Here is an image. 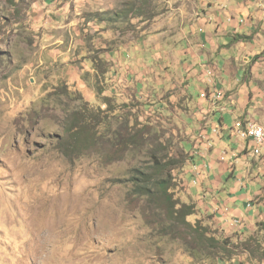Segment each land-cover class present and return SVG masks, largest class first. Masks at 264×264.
Masks as SVG:
<instances>
[{"label":"rangeland","instance_id":"obj_1","mask_svg":"<svg viewBox=\"0 0 264 264\" xmlns=\"http://www.w3.org/2000/svg\"><path fill=\"white\" fill-rule=\"evenodd\" d=\"M160 2L114 0L105 12L89 10L81 22L85 33L66 34L62 51L35 46L33 34L23 31L0 47V264H264V223L240 233L222 230L211 214L188 217L228 240L208 247L192 238L195 227L163 221L160 212L155 222L168 225L155 229L142 213L145 202L129 201L135 174L155 159L185 158L173 171L176 197L194 202L196 143L170 112L144 108L137 99L111 98L107 106L103 80L79 56L99 57L95 42L101 45L104 28L117 41L135 37ZM86 102L111 110L101 116L96 147L71 160L62 151L69 144L66 127ZM137 132V147L118 145Z\"/></svg>","mask_w":264,"mask_h":264},{"label":"crops","instance_id":"obj_2","mask_svg":"<svg viewBox=\"0 0 264 264\" xmlns=\"http://www.w3.org/2000/svg\"><path fill=\"white\" fill-rule=\"evenodd\" d=\"M113 1L0 0L8 6H0V47L23 31L35 46L62 51L66 34L85 33V12H105ZM159 1L161 10L140 23L135 37L117 41L104 28L101 45L95 42L99 57L79 59L103 80L104 98L137 99L179 116L196 143L190 186L199 210L214 215L222 230L255 231L264 223V150L255 154L239 132L251 123L264 128V0Z\"/></svg>","mask_w":264,"mask_h":264},{"label":"trees","instance_id":"obj_3","mask_svg":"<svg viewBox=\"0 0 264 264\" xmlns=\"http://www.w3.org/2000/svg\"><path fill=\"white\" fill-rule=\"evenodd\" d=\"M248 36H237L234 40H249ZM105 104L111 105V98H105ZM83 111L74 113L70 124L66 127L69 144L63 145V153L71 160L74 156L79 157L85 152L93 149L102 139L99 130V121L102 120L104 112L109 113L110 108L103 111L90 107L88 102L85 103ZM105 119V117L103 118ZM140 133L123 138L118 141V145H124L125 148L131 149L137 147ZM185 158H168L167 161L155 159L145 171H139L130 180L132 188L129 192V201H144L145 206L142 210L146 220L156 224L155 229L167 227L163 221L174 223H186L191 229L195 227L192 238L201 241V244L211 245L219 248L220 244L227 243L226 238H218L209 233V228L197 224L194 226L188 222V217L195 216L201 212L195 202H182L176 197V188L178 187L177 178L173 171L183 166ZM160 212V218L163 215V221H156L157 213ZM166 233V230L164 231ZM196 233V234H195Z\"/></svg>","mask_w":264,"mask_h":264},{"label":"built area","instance_id":"obj_4","mask_svg":"<svg viewBox=\"0 0 264 264\" xmlns=\"http://www.w3.org/2000/svg\"><path fill=\"white\" fill-rule=\"evenodd\" d=\"M220 95V93L214 91L213 100H220ZM202 96L206 97L205 93ZM246 131L248 132V140L252 141L253 144L258 145V148H263L264 150V140L261 133L255 130V125H246Z\"/></svg>","mask_w":264,"mask_h":264},{"label":"bare ground","instance_id":"obj_5","mask_svg":"<svg viewBox=\"0 0 264 264\" xmlns=\"http://www.w3.org/2000/svg\"><path fill=\"white\" fill-rule=\"evenodd\" d=\"M210 95H211V98H212V100H213V92H212ZM205 96L208 97V94L205 93ZM221 96H222V95H220V99L222 98ZM213 101L216 102V101H219V100H213ZM249 125H255V130H257V131H259V132L261 133L262 138H263V140H264V128H263L261 125H258V124H256V123H251V124H249ZM217 130H218V129H217ZM214 132H215V131H214ZM239 133L241 134V136H243L244 138L248 139V132L246 131V128L243 129V130H240ZM261 149H262V148H258V145L255 144V146H254V153H255V154H260V153H261Z\"/></svg>","mask_w":264,"mask_h":264}]
</instances>
